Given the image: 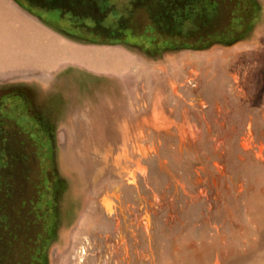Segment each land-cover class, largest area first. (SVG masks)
Masks as SVG:
<instances>
[{"label": "rangeland", "instance_id": "1", "mask_svg": "<svg viewBox=\"0 0 264 264\" xmlns=\"http://www.w3.org/2000/svg\"><path fill=\"white\" fill-rule=\"evenodd\" d=\"M258 2L220 44L146 61L0 0V264H264Z\"/></svg>", "mask_w": 264, "mask_h": 264}, {"label": "flooded vegetation", "instance_id": "2", "mask_svg": "<svg viewBox=\"0 0 264 264\" xmlns=\"http://www.w3.org/2000/svg\"><path fill=\"white\" fill-rule=\"evenodd\" d=\"M12 1L21 10L64 36L71 39L84 36L90 38V43L114 46L119 44L132 50L137 49L138 52L131 50L130 52L146 61L161 60L172 51L185 47L196 46V49H200L203 48L202 46L199 48L200 45L205 44L208 47L220 44L221 39L230 38L238 30L248 27L259 13L258 10H261L258 0ZM41 11L56 12L59 19L48 20ZM62 19L68 20L65 28L60 25ZM209 26L213 28V34L205 31ZM222 28H226L225 33L222 32ZM128 38H131L129 42ZM212 40L214 41L211 42ZM24 90L29 92L30 89L24 87ZM6 115L5 110L0 109V125L1 121L9 117ZM38 125L42 126L44 132L41 135L44 136V140L47 139L52 153L51 127L46 122L37 123ZM44 147L47 150V147ZM52 176L53 179L48 184L50 194L59 197L60 187L55 186L59 177L55 176L54 172ZM63 188L61 197L53 205L55 216H58L61 200L68 189L67 184L65 187L63 184Z\"/></svg>", "mask_w": 264, "mask_h": 264}, {"label": "crops", "instance_id": "3", "mask_svg": "<svg viewBox=\"0 0 264 264\" xmlns=\"http://www.w3.org/2000/svg\"><path fill=\"white\" fill-rule=\"evenodd\" d=\"M8 2L11 4V5H13V6H15L17 9L19 8L12 0H8ZM20 9V8H19ZM29 15V14H28ZM30 17H32V16H30ZM35 21H37V23L38 24H40L42 27H45L46 29H50V30H53L52 28H50V27H48L47 25H45L42 21H40L39 19H36V18H34V17H32ZM126 52V51H125ZM130 52V51H129ZM127 53V52H126ZM131 53V52H130ZM128 54V53H127ZM129 55V54H128ZM131 55L133 56L134 55V53L132 54L131 53ZM131 55H129V56H131ZM135 56L137 57V58H141L140 56H138L137 54H135ZM134 56V57H135ZM143 59V58H142Z\"/></svg>", "mask_w": 264, "mask_h": 264}, {"label": "trees", "instance_id": "4", "mask_svg": "<svg viewBox=\"0 0 264 264\" xmlns=\"http://www.w3.org/2000/svg\"><path fill=\"white\" fill-rule=\"evenodd\" d=\"M55 176H57V175H55ZM60 183V184H59ZM63 184H64V187L66 186V181L64 180V179H61V178H58V182H57V184L55 185V186H59L60 185V192H61V194L63 193V190H64V188H63ZM53 236V235H52ZM44 257V259H45V256H44V254H42V258Z\"/></svg>", "mask_w": 264, "mask_h": 264}, {"label": "water", "instance_id": "5", "mask_svg": "<svg viewBox=\"0 0 264 264\" xmlns=\"http://www.w3.org/2000/svg\"><path fill=\"white\" fill-rule=\"evenodd\" d=\"M51 144H52V143H51ZM51 156H52V162H53V164H54V159H53V158H54V156H53V155H51ZM54 171H55V170H54ZM54 174H55V175H57L59 178H61V176H60V175H58V174H56L55 172H54ZM61 179H64V180H65V178H63V177H62Z\"/></svg>", "mask_w": 264, "mask_h": 264}]
</instances>
